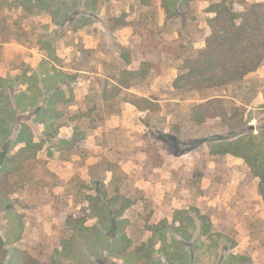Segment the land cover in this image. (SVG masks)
Returning a JSON list of instances; mask_svg holds the SVG:
<instances>
[{
  "label": "rangeland",
  "instance_id": "1",
  "mask_svg": "<svg viewBox=\"0 0 264 264\" xmlns=\"http://www.w3.org/2000/svg\"><path fill=\"white\" fill-rule=\"evenodd\" d=\"M83 1L0 0V76L14 78L18 71L13 66L22 64L30 72L41 68L50 52L41 47L44 40L52 41L53 54L68 63L76 48L82 46L98 49L93 54L95 59L91 57L93 61L105 58V53L114 54L118 42H133L132 25L112 32L105 18L107 12L119 15L125 9L131 13L137 0H97L99 14L84 26H75L74 19L81 12H90ZM209 3L199 0L189 4L183 9L185 15L173 24V29L184 27L183 32H189L195 48L204 46L209 33ZM58 8L68 9L67 17L60 22V16L55 14ZM155 9L162 25L165 14L160 0H156ZM134 18L135 14H130L129 19ZM177 32L160 37L170 42L178 37ZM14 40L18 43H2ZM50 63L54 65V61ZM176 72L175 68H163L153 79V91L161 99L168 97ZM4 84H0V154L11 156L25 145L17 140L23 128L42 147L20 175L11 177L13 193H0V234L26 251L28 263L51 264L56 260L64 264H168L160 252L162 237L150 230L151 226L166 224L170 228L165 230L168 236L170 233L182 239L178 232H192L188 241L191 262L196 259V264H264V194L260 187L264 189V182L244 158L210 153L208 139L219 140L216 134L228 135L219 126L194 124L187 118L183 103L149 113L127 102L119 113L90 131L85 141L77 140L79 147L73 150L69 145L71 126L63 123L54 136L56 132L38 120L37 105L25 106L16 100L27 83ZM73 86L74 101L69 106L73 111L99 88L95 77L87 74L79 76ZM212 93L238 96L242 101L244 98L249 132L264 150V64L246 83ZM60 142L65 145L54 147ZM33 153H26L30 156L28 161ZM100 161L122 174L124 186L128 185L124 193L135 203L118 218V236L112 234L108 238L103 234L102 242L94 239L98 235L90 234L93 241L87 246L80 233L74 234L68 228L65 218L68 213H87L86 224H97L98 219L89 212L85 193L93 186L95 175L104 177L105 185L114 175L113 171L92 173L91 165ZM199 215L211 220L208 232L200 226ZM205 224L206 228L210 226ZM19 234L21 239L15 241ZM113 237L117 239L110 251L106 243ZM137 253L140 259L136 258ZM148 253L162 263L145 258Z\"/></svg>",
  "mask_w": 264,
  "mask_h": 264
},
{
  "label": "trees",
  "instance_id": "2",
  "mask_svg": "<svg viewBox=\"0 0 264 264\" xmlns=\"http://www.w3.org/2000/svg\"><path fill=\"white\" fill-rule=\"evenodd\" d=\"M160 1L165 14L162 25L157 20L156 0H137L136 9L131 13L125 9L119 15L115 12H107L105 21L110 31L129 25L134 27L133 42L129 45L116 43L117 51L114 54L105 53V58H96L92 61L91 57L95 59L96 55L93 54H96L98 49L82 46L76 48V54L68 63L64 58L57 59L53 54L52 41L44 40L41 42V47L50 50L47 55L49 60L43 59L41 68L33 72H30L25 64L13 66V69L18 71L16 76L12 79L0 76V84L6 82L19 86L27 83L28 87L16 100L25 106L37 105L38 120L53 129L56 132L54 136L58 135L57 130L61 125L71 126L73 133L69 145L73 150L79 147L75 144L77 140L85 141L90 131L101 127L106 118L119 113L122 105L127 102L149 113L161 112L170 104L183 103L187 118L191 122L197 125L214 124L228 134L227 136L216 134L218 137L216 139L219 140L208 139L211 144L210 153L213 156L224 157L231 153L244 158L264 182V150L260 146L262 143L258 144L254 141L255 138L249 132L244 117L247 102L244 101L243 96L242 101L238 96L212 93L246 83L247 79L264 64V2L208 0L210 3L206 12L212 13L208 18L209 33L204 38V46L195 48L189 32H183L184 27L175 30L173 24L181 15H185L183 9L199 0ZM83 2L90 8V12H81L74 19L75 26H78V23L84 26L100 12L97 0ZM55 14L60 16V22L62 18L67 17L68 9L58 8ZM130 14H135V18L129 19ZM174 31H178V37L170 42L160 37L164 33ZM108 55L111 59H108ZM50 60L54 61V65H51ZM163 68L177 70L168 87L166 99L157 96L152 86L156 74ZM83 74L94 76L99 88L98 91L94 90L87 95L80 107L73 111L69 108L74 101L73 85ZM251 83L257 86L256 82L251 81ZM17 140L25 142V145L11 156L0 154V193L4 192L8 195L15 190L9 183L11 177L20 175L22 169L28 167L36 158V153L42 149L41 144L29 136L26 128L20 130ZM63 144L60 142L59 146L53 145L61 148ZM31 150L34 151L33 157L28 161L30 156L25 155ZM104 164L100 161L91 165L92 173L113 171V179L105 185L104 177L95 175L93 186L87 188L85 193L89 212L98 219L97 224L93 226L86 224L89 217L87 213L75 216L73 213H68L65 218L68 228L74 234L80 233L86 240L87 246L89 241H93L90 234L98 235L94 239L102 242L100 236L103 234L108 238L112 234L118 236V218L123 215L126 208L135 203L131 196L124 193V188L128 185L124 186L122 174H119L113 166H104ZM260 187L264 194L263 186ZM199 217L200 226L208 232L211 220L206 216L199 215ZM194 222L191 223L194 225ZM205 223L210 226L206 228ZM167 229L170 230L166 224L154 225L150 228L162 237L163 246L160 252L168 264L179 262L196 264V259L191 262L192 254L188 244L192 232L190 230L178 232L182 236V239H178L176 236H170V233L168 236L165 231ZM19 238L21 239V234L16 235L15 241ZM116 239L106 243L110 251L114 249L113 241ZM149 255L148 253L145 258L156 261L157 258ZM136 258L140 259L139 253ZM28 260L26 251L22 247L5 240L0 234V264H30ZM157 260L162 263L160 258ZM51 264L64 263L52 260Z\"/></svg>",
  "mask_w": 264,
  "mask_h": 264
},
{
  "label": "crops",
  "instance_id": "3",
  "mask_svg": "<svg viewBox=\"0 0 264 264\" xmlns=\"http://www.w3.org/2000/svg\"><path fill=\"white\" fill-rule=\"evenodd\" d=\"M14 42H17L18 43V41H6V42H3V44L5 43L6 45L7 44H16V43H14ZM258 71V70H257ZM256 73V72H255Z\"/></svg>",
  "mask_w": 264,
  "mask_h": 264
}]
</instances>
